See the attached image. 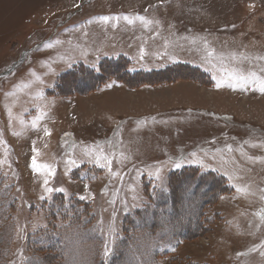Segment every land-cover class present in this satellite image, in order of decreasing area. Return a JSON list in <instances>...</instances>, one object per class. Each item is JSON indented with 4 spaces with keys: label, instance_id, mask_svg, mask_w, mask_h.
<instances>
[{
    "label": "rangeland",
    "instance_id": "rangeland-1",
    "mask_svg": "<svg viewBox=\"0 0 264 264\" xmlns=\"http://www.w3.org/2000/svg\"><path fill=\"white\" fill-rule=\"evenodd\" d=\"M260 81L264 0H0V264H264Z\"/></svg>",
    "mask_w": 264,
    "mask_h": 264
},
{
    "label": "trees",
    "instance_id": "trees-1",
    "mask_svg": "<svg viewBox=\"0 0 264 264\" xmlns=\"http://www.w3.org/2000/svg\"><path fill=\"white\" fill-rule=\"evenodd\" d=\"M187 67V66H186ZM187 68H190V67H187ZM196 70V69H195ZM171 71L169 70H166V71H162V72H157V73H154V72H152L151 74H150V76H152V74L154 73L156 76L155 77H157V78H159V77H163L164 76V74H167V73H170ZM73 75H75V74H73ZM123 78H124V80H125V82H129V80H132V81H134V80H136V79H138V78H144L145 79V77L146 78H150V76L149 75H147V73L146 74H144V73H140V72H138V73H133V74H129V73H124L123 75ZM119 80V79H118ZM131 83V82H130ZM136 83V82H135ZM134 83V84H135ZM131 84H133V83H131ZM98 86V85H97ZM192 169V170H191ZM191 169H184V170H182V171H180V172H174V174L175 175H173V178H178V179H181V181H183L184 179H185V181H187L186 180V178L187 177H190L189 175H187V173H192V174H201L200 172H199V170L198 169H193V168H191ZM205 175V176H212V173H211V175L210 174H205L204 172L201 174V175ZM177 176V177H176ZM220 181H221V179H220ZM227 188V187H226ZM226 188H224L225 189V191L227 190ZM224 191V192H225ZM209 194V193H208Z\"/></svg>",
    "mask_w": 264,
    "mask_h": 264
},
{
    "label": "snow or ice",
    "instance_id": "snow-or-ice-1",
    "mask_svg": "<svg viewBox=\"0 0 264 264\" xmlns=\"http://www.w3.org/2000/svg\"><path fill=\"white\" fill-rule=\"evenodd\" d=\"M138 18L141 19V20H144L143 17H138ZM104 19L107 20L108 17H104ZM124 19H125V20H128L129 23H132V20H130L128 17H124ZM146 23H147V22H146ZM252 75L254 76L255 73H253ZM239 79H240V80H244L245 78H244L243 76H241V77H239ZM221 83H222V82H221ZM221 83H218V84H217V87H220V86H221ZM109 86H111V85H109ZM259 91L264 92V81H260V84H259ZM45 131L47 132V130H45ZM193 155H194V154H193ZM73 163H74V161H73ZM36 167H37V165H36V163H35V160H33V168L35 169ZM45 167H47V166H45ZM176 167H180V165L177 164ZM44 184H45V186H47L48 181L45 180V181H44ZM45 190H46L47 192H52V191H63V189H55V190H54V189H52V188H48V187H46ZM82 199H83V197H82ZM262 218H264V216H262ZM109 252H110V250H109V249L107 248V246H106V247H105V251H104V256L107 257V256L109 255Z\"/></svg>",
    "mask_w": 264,
    "mask_h": 264
}]
</instances>
